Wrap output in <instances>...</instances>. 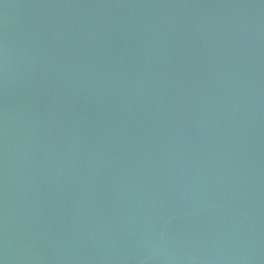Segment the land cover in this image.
Instances as JSON below:
<instances>
[{
	"label": "water",
	"instance_id": "95a60500",
	"mask_svg": "<svg viewBox=\"0 0 264 264\" xmlns=\"http://www.w3.org/2000/svg\"><path fill=\"white\" fill-rule=\"evenodd\" d=\"M0 264H264V0H0Z\"/></svg>",
	"mask_w": 264,
	"mask_h": 264
}]
</instances>
